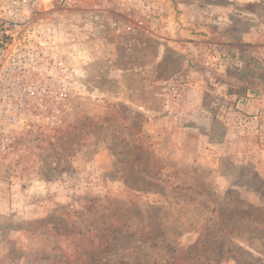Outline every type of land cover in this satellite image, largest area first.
I'll list each match as a JSON object with an SVG mask.
<instances>
[{"label": "rangeland", "instance_id": "obj_1", "mask_svg": "<svg viewBox=\"0 0 264 264\" xmlns=\"http://www.w3.org/2000/svg\"><path fill=\"white\" fill-rule=\"evenodd\" d=\"M81 4L80 88L0 137V264H264V0Z\"/></svg>", "mask_w": 264, "mask_h": 264}, {"label": "built area", "instance_id": "obj_2", "mask_svg": "<svg viewBox=\"0 0 264 264\" xmlns=\"http://www.w3.org/2000/svg\"><path fill=\"white\" fill-rule=\"evenodd\" d=\"M158 1L163 12L165 0ZM82 2L0 0V137L30 126V93L49 96L80 88L79 68L66 62L80 54L73 57L69 49L80 46L81 36L93 35L91 22L98 19V5L84 15ZM140 2L145 6L147 0Z\"/></svg>", "mask_w": 264, "mask_h": 264}]
</instances>
